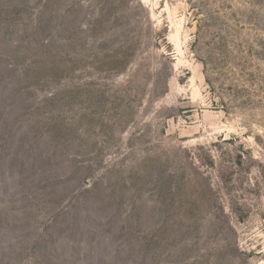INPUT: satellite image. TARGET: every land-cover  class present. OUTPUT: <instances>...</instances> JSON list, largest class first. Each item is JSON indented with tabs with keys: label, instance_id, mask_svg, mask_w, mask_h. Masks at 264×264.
I'll return each instance as SVG.
<instances>
[{
	"label": "rangeland",
	"instance_id": "obj_1",
	"mask_svg": "<svg viewBox=\"0 0 264 264\" xmlns=\"http://www.w3.org/2000/svg\"><path fill=\"white\" fill-rule=\"evenodd\" d=\"M0 264H264V0H0Z\"/></svg>",
	"mask_w": 264,
	"mask_h": 264
}]
</instances>
